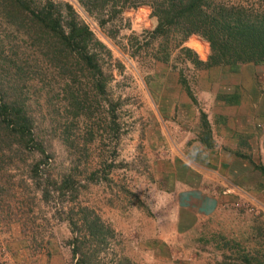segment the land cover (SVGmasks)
I'll return each mask as SVG.
<instances>
[{
    "label": "rangeland",
    "instance_id": "obj_1",
    "mask_svg": "<svg viewBox=\"0 0 264 264\" xmlns=\"http://www.w3.org/2000/svg\"><path fill=\"white\" fill-rule=\"evenodd\" d=\"M56 1L71 4L110 51L100 62L112 80L104 91L85 88L84 80L68 83L37 61L32 42L0 16V55L29 58L22 92L50 157L44 163L36 152H9L7 143L0 145V264H78L69 222L78 224L82 212L104 225L103 241L88 236L81 247L96 256L95 264H118L121 258L130 261L123 264H234L247 251L255 256L253 264H262L260 196L244 188L239 204L216 212L212 177L218 147L231 143H220L228 126L236 131L238 155L252 159L254 153V164H264V64L194 71L177 58L178 51L170 63L158 62L152 58L156 44L137 51L130 43L153 28L149 7L126 9L103 29L76 0ZM111 26L116 40L106 33ZM186 46L207 59L209 46L199 37L191 36ZM180 69L197 103L179 83ZM110 103L117 126L110 124ZM239 108L249 111L246 121ZM200 112L210 124L206 143L199 141ZM186 165L209 177L203 189L212 207L207 215L181 207L178 173ZM36 166L38 177L48 173L53 184L47 200L32 178ZM62 180H70L72 193L58 192Z\"/></svg>",
    "mask_w": 264,
    "mask_h": 264
},
{
    "label": "trees",
    "instance_id": "obj_2",
    "mask_svg": "<svg viewBox=\"0 0 264 264\" xmlns=\"http://www.w3.org/2000/svg\"><path fill=\"white\" fill-rule=\"evenodd\" d=\"M76 1L89 15L97 18L98 26L103 29L126 9L149 7L151 17L155 19L153 28L132 36L130 43L138 47L137 51L156 44L152 55L155 61L168 64L173 52L178 51L177 58L186 65L190 64L194 71L264 64V0ZM0 16L16 33L32 42L30 48L33 53H38L37 61H43L46 67L64 75L68 83L69 80H84L85 88L104 91L111 82L112 74L104 73L100 62L102 55L109 56L110 51L78 17L71 4L56 0H0ZM113 27L106 29V33L116 40L117 31ZM191 36H197L208 44L209 55L205 61L200 60L197 53L186 46ZM197 48L201 50L202 45L198 44ZM28 65L29 58L22 60L16 52L6 57L0 55V145L7 143L9 152H36L43 156L44 163H48L50 157L45 155L42 142L37 137L34 119L29 114L27 100L22 92ZM178 75L179 83L189 99L197 103L182 69ZM68 89L72 91L69 85ZM108 111L110 124L117 126L112 117V103L108 105ZM200 127L202 132L199 141L206 143L210 136V124L204 112H200ZM249 162L264 175L263 165ZM39 167L34 168L32 178L36 180L35 185L40 189L42 198L47 200L50 192L54 191L51 189L53 184L48 173L45 178L38 177L36 173ZM57 184L60 185L57 187L59 193L65 190L72 193L70 180H62ZM69 227L74 234L71 243L74 252H78V264H95L96 256L81 252V247L85 242L88 243V236L103 241L101 238L105 229L99 217L93 215L90 219V216L82 212L79 223L71 220ZM79 227L82 228V236L77 231ZM248 253L244 254L240 262L233 263L253 264L255 256ZM261 255V263L264 264V252ZM128 262L126 258H121L118 264Z\"/></svg>",
    "mask_w": 264,
    "mask_h": 264
},
{
    "label": "crops",
    "instance_id": "obj_3",
    "mask_svg": "<svg viewBox=\"0 0 264 264\" xmlns=\"http://www.w3.org/2000/svg\"><path fill=\"white\" fill-rule=\"evenodd\" d=\"M239 117L242 120H247L249 111L246 108L237 109ZM228 124V123H227ZM229 127V126H228ZM226 127L228 131L224 133L220 143H225L230 140L228 147H218L216 151V212L223 208L224 205L239 204V201L247 192L259 195V203L264 208V175L256 170L249 162H255L254 153L252 159L243 158L238 155V144L235 141V130L230 131V127ZM247 128V127H245ZM234 129V128H232ZM239 130L237 129V132ZM234 135V136H233ZM233 136V137H232ZM240 153V152H239ZM248 160V161H247ZM264 160H262L263 163ZM264 166V164H262ZM172 173V170L167 171ZM200 172H194L186 167L178 173V178L181 182L178 190L181 207L185 209L199 210L203 215L211 212L210 199L203 192V189L209 186L208 176ZM207 179V180H206ZM248 190L247 192L244 190Z\"/></svg>",
    "mask_w": 264,
    "mask_h": 264
}]
</instances>
